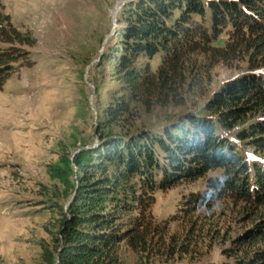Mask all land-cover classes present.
Wrapping results in <instances>:
<instances>
[{
	"label": "trees",
	"instance_id": "16d2710c",
	"mask_svg": "<svg viewBox=\"0 0 264 264\" xmlns=\"http://www.w3.org/2000/svg\"><path fill=\"white\" fill-rule=\"evenodd\" d=\"M118 22L115 44L101 61L113 63L121 94L100 109L97 144L85 142L75 152L61 144L58 159L47 166L57 183L52 194L62 203L56 202L57 232L52 248L44 247V263L118 264L121 242L140 264L182 263L183 255L197 253L192 234L168 239V227L150 211L155 192L220 170L191 202L231 198L249 207L254 224L223 247L227 261L208 264H264V163L237 148L246 143L264 159V0H133ZM35 44L0 0V89L18 67L33 63L29 47ZM198 54L211 67L247 56L248 70L218 89L202 112L160 131L138 125L133 104L163 106L190 87Z\"/></svg>",
	"mask_w": 264,
	"mask_h": 264
},
{
	"label": "rangeland",
	"instance_id": "374dc122",
	"mask_svg": "<svg viewBox=\"0 0 264 264\" xmlns=\"http://www.w3.org/2000/svg\"><path fill=\"white\" fill-rule=\"evenodd\" d=\"M2 3L14 25L36 38V44L29 47L33 63L18 67L0 89V264H45L44 247L52 248L57 232L56 202L62 203L52 194L57 183L50 179L47 166L58 159L61 144L70 152L85 142L97 144L94 129L100 109L122 86L113 74V63L101 61V56L115 44L124 5L123 0ZM221 37L219 44L226 35ZM193 58L198 70L190 87L170 96L163 106L147 109L140 102L133 104L138 125L160 131L188 113H200L218 89L248 70L247 56L212 67L206 56ZM159 60H153L154 66ZM237 146L249 160L264 163L254 157L252 146L242 142ZM220 172L155 192L150 210L155 221L168 227V239L175 235L182 241L192 234L197 252L173 263L191 264L186 258L201 259L193 264L227 261L223 247L231 246L254 224L249 207L231 198L191 202L194 194L206 190V179ZM136 214L133 211L126 220ZM117 256L118 264H140L139 255L126 242L118 246Z\"/></svg>",
	"mask_w": 264,
	"mask_h": 264
},
{
	"label": "water",
	"instance_id": "95a60500",
	"mask_svg": "<svg viewBox=\"0 0 264 264\" xmlns=\"http://www.w3.org/2000/svg\"><path fill=\"white\" fill-rule=\"evenodd\" d=\"M128 1H130V0H123V5H125ZM123 7V6H122ZM121 7V8H122ZM114 31H115V29H114Z\"/></svg>",
	"mask_w": 264,
	"mask_h": 264
}]
</instances>
